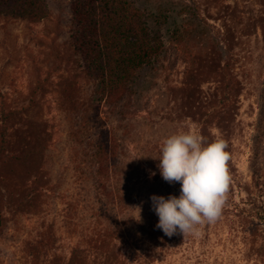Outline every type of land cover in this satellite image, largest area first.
Returning <instances> with one entry per match:
<instances>
[{
    "label": "rangeland",
    "instance_id": "1",
    "mask_svg": "<svg viewBox=\"0 0 264 264\" xmlns=\"http://www.w3.org/2000/svg\"><path fill=\"white\" fill-rule=\"evenodd\" d=\"M47 2L41 22L0 17V130L11 112L0 166V264H69L74 254L86 264H264V138L259 188L250 168L264 107V0H132L160 31L164 51L116 104L101 100L71 46V1ZM226 65L233 88L216 77ZM104 131L119 145L115 171L103 179L119 227L99 217L92 178ZM186 131L225 146L227 203L213 228L151 240L144 231H154L158 216L150 197L180 191L162 179L155 158L165 138ZM105 228L115 232L108 251L90 240ZM44 234L36 261L29 250Z\"/></svg>",
    "mask_w": 264,
    "mask_h": 264
},
{
    "label": "trees",
    "instance_id": "2",
    "mask_svg": "<svg viewBox=\"0 0 264 264\" xmlns=\"http://www.w3.org/2000/svg\"><path fill=\"white\" fill-rule=\"evenodd\" d=\"M71 14V46L76 56L81 59L86 76L97 82V92L101 100L108 104L120 102L127 94L138 75L148 66H151L163 53L164 45L161 33L149 28L145 14L138 10L132 0H70ZM50 13L47 0H0V17H9L30 23L41 22ZM228 88L235 87V79L230 72L229 65L224 66L216 76ZM69 97H73L68 92ZM222 103L230 102L229 94L224 96ZM11 116V112L3 115L0 130V166L4 156V144L7 136V127L4 125ZM212 117V116H211ZM264 138V107L260 110L257 135L253 137L254 157L250 165L254 185L260 187L261 169L258 158L261 149V140ZM97 151L91 158L97 167L92 175L96 182L97 203L100 204L99 217L109 225L122 226L115 214L117 202L113 201L114 194L104 184L103 179L115 171L119 160L118 141L107 131L102 132L97 145ZM3 162V163H4ZM0 175L5 174L0 171ZM109 200H112L111 202ZM251 214V212H250ZM249 217H251L249 215ZM252 218V217H251ZM243 219L245 226L255 237L259 234L258 226L253 220ZM130 218L124 222L126 227L133 224ZM143 226H141V229ZM5 229L3 205L0 202V235ZM151 240L167 237L160 229L144 231ZM112 228H105L94 232L90 240L94 246L108 251L111 241L115 238ZM175 236V235H173ZM49 236L44 234L42 239L30 247L29 253L38 260ZM69 264H86L74 254Z\"/></svg>",
    "mask_w": 264,
    "mask_h": 264
},
{
    "label": "clouds",
    "instance_id": "3",
    "mask_svg": "<svg viewBox=\"0 0 264 264\" xmlns=\"http://www.w3.org/2000/svg\"><path fill=\"white\" fill-rule=\"evenodd\" d=\"M219 140L206 142L197 132L173 134L161 144L157 165L164 181L179 183V196L150 197L158 216L156 228L166 236L195 234L199 227L213 228L227 203L230 180L225 155ZM151 173L150 176H154ZM139 208V219L140 217Z\"/></svg>",
    "mask_w": 264,
    "mask_h": 264
}]
</instances>
